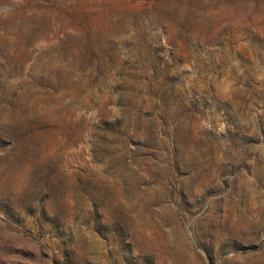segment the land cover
<instances>
[{
	"label": "rangeland",
	"instance_id": "rangeland-1",
	"mask_svg": "<svg viewBox=\"0 0 264 264\" xmlns=\"http://www.w3.org/2000/svg\"><path fill=\"white\" fill-rule=\"evenodd\" d=\"M0 264H264V0H0Z\"/></svg>",
	"mask_w": 264,
	"mask_h": 264
},
{
	"label": "bare ground",
	"instance_id": "bare-ground-1",
	"mask_svg": "<svg viewBox=\"0 0 264 264\" xmlns=\"http://www.w3.org/2000/svg\"><path fill=\"white\" fill-rule=\"evenodd\" d=\"M16 18V17H15ZM14 20H16V19H14ZM9 24V23H8Z\"/></svg>",
	"mask_w": 264,
	"mask_h": 264
}]
</instances>
